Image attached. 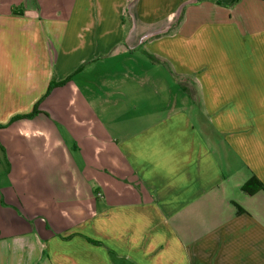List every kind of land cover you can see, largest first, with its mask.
<instances>
[{"label": "crops", "instance_id": "crops-1", "mask_svg": "<svg viewBox=\"0 0 264 264\" xmlns=\"http://www.w3.org/2000/svg\"><path fill=\"white\" fill-rule=\"evenodd\" d=\"M252 178L264 0H0V264H264Z\"/></svg>", "mask_w": 264, "mask_h": 264}, {"label": "trees", "instance_id": "trees-1", "mask_svg": "<svg viewBox=\"0 0 264 264\" xmlns=\"http://www.w3.org/2000/svg\"><path fill=\"white\" fill-rule=\"evenodd\" d=\"M239 0H234V3L238 2ZM71 80V78L67 79L66 81L60 83V84H54V83H51L50 86H49V89L47 91V95L46 97H48L55 88L57 87H61V86H64L66 85L69 81ZM38 112L37 110H33V112L31 114H28V115H24V116H19L17 118H14L12 120V122L18 120V119H28V118H33L35 115H37ZM11 122V123H12ZM1 127H4V126H1ZM242 190L248 194V195H254L256 193H258L259 191L261 190H264V186L263 184L257 179V178H252L251 180H249L242 188ZM239 212H241V209L239 208Z\"/></svg>", "mask_w": 264, "mask_h": 264}, {"label": "rangeland", "instance_id": "rangeland-1", "mask_svg": "<svg viewBox=\"0 0 264 264\" xmlns=\"http://www.w3.org/2000/svg\"><path fill=\"white\" fill-rule=\"evenodd\" d=\"M172 33V32H171Z\"/></svg>", "mask_w": 264, "mask_h": 264}]
</instances>
